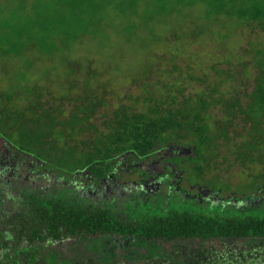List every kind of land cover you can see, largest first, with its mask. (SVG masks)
Here are the masks:
<instances>
[{"label":"trees","instance_id":"trees-1","mask_svg":"<svg viewBox=\"0 0 264 264\" xmlns=\"http://www.w3.org/2000/svg\"><path fill=\"white\" fill-rule=\"evenodd\" d=\"M197 6L202 14L194 19L199 23H193L194 19L186 21L190 14H186L183 20L194 29L193 35H201L206 28L217 27L221 20L235 27L256 25L264 32V0L0 2V57L10 61L22 60V67L15 72L16 76L13 75L16 83L0 94V136L7 143L9 157L12 156H7L6 147L3 154L0 152V264H29L30 261H22L19 252L32 254L46 250L48 255L60 257L54 244L59 242L61 245L65 239L73 240L71 246L75 258L69 264L100 263L97 257L92 256L86 261V254L76 257L80 252L76 247L80 248L81 243L88 239L113 242L115 250L122 249V252H126L123 249L125 244L118 239L135 243L137 247L154 243L162 249L154 257H150L147 251L146 255L137 252L139 255L134 258L129 252L127 255L133 264H219L216 258L208 255L209 249L205 247V244L219 242L249 245L246 252H240L241 258L219 256L224 264H254L258 257L264 256V213L259 211L244 215L211 214L188 204L184 208H168L175 196L169 190L168 205L160 202L159 192L163 184L160 179L148 180L141 187L132 184L127 195L116 192L109 199L100 196L108 189L104 182L124 169L122 163L126 159L143 165L154 161L163 149L173 154L163 158L159 165L167 173L171 171L165 167L166 163L186 172L190 164V169L201 177L205 171L201 163L214 158V146L218 147L217 140L221 138L233 141L234 154L244 164L246 161L262 163L264 38L252 43L249 49L256 72L253 73V88L246 93L244 100L236 94L229 96L227 92H221L215 84L195 96L180 91L182 101L168 93L170 103H167L164 95L160 99L151 96L154 94L151 92L146 95L147 85H144L141 93L145 96V107L136 111L125 105L118 106L101 128L94 118L107 101L98 90L96 72L99 70L87 79L88 89L83 88L84 94L76 98L72 108L64 107L63 103L43 102L42 96L33 92L37 86H25L30 81L27 73L34 66L35 56L43 60L55 55L68 59L64 54L86 37L96 41L99 47L107 45L109 29H112L109 18L112 16L124 24V28L117 32L119 36L134 44L144 42V37L139 35L143 26L146 33H155L153 26L164 17L197 11ZM147 25L151 28L147 29ZM221 26L228 32L226 23ZM215 33L221 34L219 30ZM159 36L152 35V42H158ZM220 37L229 39L230 33ZM119 67L116 64V68ZM216 71L221 76L230 72L219 67ZM45 72L48 74V69ZM37 89L42 91L43 88ZM20 92L26 94L25 100L28 101L22 105L18 104ZM216 109L221 112L218 122L211 121L215 119ZM240 117L245 126L238 131L235 121ZM233 133H237V137H233ZM27 159L36 167L40 163L45 165L54 174H51L54 178L51 190L44 192L26 183L30 174L25 172L24 175L22 166ZM143 170V175L149 179L150 170L147 167ZM84 176L93 179L96 190L81 191L76 183ZM191 186L202 187L200 184ZM251 186L250 193L257 188L255 183ZM14 188L19 192L16 197L8 195ZM88 193L98 194L96 197L99 198L95 200ZM177 200L178 203L184 201ZM260 206V203L251 205L249 210ZM126 208H130V213ZM37 258L40 262V254Z\"/></svg>","mask_w":264,"mask_h":264},{"label":"rangeland","instance_id":"rangeland-1","mask_svg":"<svg viewBox=\"0 0 264 264\" xmlns=\"http://www.w3.org/2000/svg\"><path fill=\"white\" fill-rule=\"evenodd\" d=\"M0 2L8 3V0H0ZM199 8L197 6L195 7L197 11L190 10L191 12L187 11V13L175 14L172 17H164L161 22L155 23V26L152 25L155 28V33H146L145 26H143L140 28L139 35L144 37V42L134 44H129L126 37L121 38L122 35L119 36L117 32L124 28V24L118 17L112 16L109 18L112 29H109L110 39L107 45L99 47L96 41L86 37L64 54L68 59L64 57L62 59L59 57L60 55L45 60L35 56L34 66L27 73V78L30 81L25 86L30 88L37 86L33 92L42 96L43 102L63 103L64 107L72 108L76 98L84 94L83 88L88 89L86 86L87 79L92 76L95 70H99L100 73L96 72L99 78V88H97L107 101L106 105L100 107L94 118L97 126L101 128H104L103 122L112 115L118 106L125 105L131 110H142L145 107L143 104L145 96H142L141 93V88L144 85H147L145 87L148 91L146 95H149L150 92L154 93L151 96L155 98L157 96V99L164 95L167 103H170L168 93H171L178 101H182L180 91L188 96H195L197 93L205 91L207 86L215 84L221 92H227L229 96L236 94L243 100L246 99V93L253 88L255 82L253 73L256 72L252 63L253 54L249 52V49L252 43L263 40L264 32L260 31L256 25L251 27L246 24L235 27L236 25L221 20L217 23V27L206 28L201 35H193L191 32L194 29L189 28L183 20L186 19V14H190V19L186 21L193 20L194 17L198 19V16L200 17L202 14ZM196 19L193 20V23L198 24ZM223 22L228 26L230 33V38L226 40L220 37L221 34L228 33L227 29L221 26ZM146 27L147 29L151 28L150 25ZM217 30L221 34H216ZM186 31L190 32L191 35ZM161 34L163 36H159ZM152 35L159 36L158 42H152ZM6 59L8 58L0 57V94L6 89L12 88L13 83H16L15 76L17 74L15 72H18L17 70L22 67L21 59L11 61ZM116 64L120 66L118 69ZM217 67L230 72L221 76L216 71ZM47 69L49 72L45 74ZM14 74L15 76H13ZM38 87L40 90L43 88L42 91H39ZM25 95L21 93L19 105L28 102L27 99L25 100ZM30 97L32 96L30 95ZM149 104L154 105L153 103ZM214 113L215 119L211 121L215 122L216 120L218 122L217 120L221 118V112L216 109ZM235 126L238 131H241L242 127L245 126L244 120H241V117L237 118ZM233 137H237V133H233ZM217 145L218 147L214 146L216 148L214 158L201 163L205 168L201 177L196 171L190 169V164H188L187 172L176 170L171 163L165 164L171 173L161 170L159 165L163 158L167 155H173L163 148V151L161 150L155 160L150 163L144 162L143 165H139L126 159L122 163L124 169L116 172L113 178L104 182L107 183L108 189L104 190L100 196L109 199L116 192L127 195L126 193L130 191L132 184L141 187L148 180L160 179L163 183L159 192L161 195L159 198H162L159 199L160 202L166 206L168 205L166 203L169 194L172 193L175 196L174 201L169 202L168 208H184L192 205L198 211L210 212L211 214L226 212L227 214L244 215L251 213L250 211L264 213V204H262L264 202V178H262L264 176V161L255 164L246 161L244 164L234 154L236 148L232 140L227 142L221 138L217 140ZM5 147L9 157L7 143L0 136L1 154H3ZM183 152L187 153V151ZM22 167L25 169L22 172L24 175L25 172L30 174V179L27 176L26 183L38 187L44 192L53 188L54 178L51 175L53 173L45 165L40 163L36 167L27 159ZM146 167L151 173L149 179L143 175V169ZM77 180L79 183L76 184H79L81 191L96 190L93 179L84 176L83 179ZM254 183L257 188L250 193L251 185ZM191 184H200L202 187H193ZM14 185L17 186V184ZM214 190H218V192ZM8 193V195L16 197V193L19 192L15 191L14 188ZM88 194L95 200L99 198L96 197L98 194ZM177 198L184 201L178 203L176 202L178 201ZM258 203L262 205L259 207L260 210L259 208L249 210V206H256ZM235 207L236 210H234ZM126 209L130 213V208ZM72 241L65 239L61 245L59 242L54 244L56 245L55 250L60 252V257L55 254L48 255L46 250L44 252L36 251L32 254L19 252L18 255L22 257V261L25 263L30 261L31 264H69L71 259L75 258L72 253ZM117 241L124 242L125 247L123 249L126 252L124 250L122 252V249L116 251V244L113 242H103L102 240L93 242V239H88L81 243L80 248L76 247L80 251L76 257L86 254L88 256L86 261L89 256H92L93 258L97 257L101 264H121V262L133 264V260H129L127 255L129 252L134 258L139 255L137 252L146 255L147 251L150 252V257H154L160 254L162 250L154 243H146L145 247L140 245L141 247L138 246V248L135 243L129 244L120 239ZM120 247L122 248V246ZM205 247L209 249L208 255L216 258L219 264H224L223 261H220L219 256L222 258L228 256L241 258L240 252L243 250L246 252L249 245L242 242H219L205 244ZM167 252H169L168 249ZM39 254L40 262L37 258ZM250 260L248 262H251ZM256 260L254 264H264V256L258 257ZM241 261H244L243 258ZM100 263L97 262L96 264ZM243 264L247 263L244 262Z\"/></svg>","mask_w":264,"mask_h":264}]
</instances>
